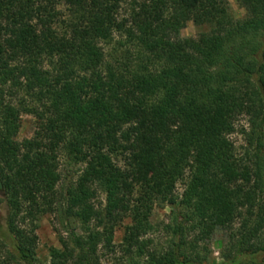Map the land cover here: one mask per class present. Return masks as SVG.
Returning a JSON list of instances; mask_svg holds the SVG:
<instances>
[{
    "label": "trees",
    "instance_id": "trees-1",
    "mask_svg": "<svg viewBox=\"0 0 264 264\" xmlns=\"http://www.w3.org/2000/svg\"><path fill=\"white\" fill-rule=\"evenodd\" d=\"M237 1L231 22L227 0H136L126 15L125 0H0V264H48L36 221L59 202L86 227L49 264H102L125 219L116 264H212L199 248L218 229L235 264H258L236 257L264 253V0ZM189 21L209 31L180 37ZM25 114L37 126L20 142ZM63 161L81 166L70 181ZM159 200L166 250L147 237Z\"/></svg>",
    "mask_w": 264,
    "mask_h": 264
},
{
    "label": "rangeland",
    "instance_id": "rangeland-1",
    "mask_svg": "<svg viewBox=\"0 0 264 264\" xmlns=\"http://www.w3.org/2000/svg\"><path fill=\"white\" fill-rule=\"evenodd\" d=\"M133 1L136 0H125V3H123L122 14H127V12L129 11V7L130 5H132ZM227 6L230 14L229 20L231 22L239 21L246 17V9L237 0H227ZM208 31L209 26H199L196 25L193 21H189L187 22L186 26L180 30L179 35L182 38L198 37L202 32ZM248 120L249 118L247 116L242 115L241 117H239V120L236 122L237 130L231 136V139L235 142L238 151L241 153L244 152V149L247 145V141L241 130L242 128H249L250 123ZM36 126V118L32 115L25 114L22 117V127L17 136V139L22 142L27 138H31L35 133ZM61 165L63 177H67V181L72 180L73 176L76 175V170L81 167L80 165L71 162L69 163L68 161H63ZM184 187L185 186L182 181L179 182L176 189L174 190V194L176 196H180L181 198L185 190ZM96 202L98 204L101 203L102 207L105 206L106 195L104 192L101 191L98 193ZM57 205L58 211H49L40 216L38 221H36V234L38 236L36 258L39 263L49 264L51 262L52 249L63 248L65 242L73 245V240L71 238L72 231H75L77 234L82 235L83 230H85L86 227L84 223H82L74 216L64 214L63 211H61V205H63L61 202H59V204ZM6 216L7 208L4 204L0 212V218L3 224L5 222ZM173 218L174 217L172 215L171 207L167 203L159 200L156 203L150 218L153 228L147 237L153 238L154 244L161 250H166L168 248L169 240L173 238L172 230H170L169 228V226L173 223ZM129 223L130 219H125L122 223H118L115 226L114 244L118 247L115 253L112 250L106 249L104 243H101L99 245L98 251L101 255L102 264H116L117 262H119L117 258L124 255L122 249L120 248V244L123 241L125 227ZM88 227L93 229L95 227V222L92 221ZM100 229H103V226ZM230 243L231 241L226 231L218 229L209 240H207L205 243L200 244V257L204 259L205 263H224L225 261H228V259L233 257L235 253L234 251H231L232 248ZM204 246L206 247L204 248ZM7 249L8 246H4L3 241L0 239V255H6ZM237 260L248 263L251 261H256L258 264H264V253L251 255V253L249 254V252H247L246 254L237 256L236 261ZM120 262H123L122 264H129L126 257L124 258V260L121 259ZM228 263L235 264V262L232 261V258L231 262L229 261Z\"/></svg>",
    "mask_w": 264,
    "mask_h": 264
}]
</instances>
